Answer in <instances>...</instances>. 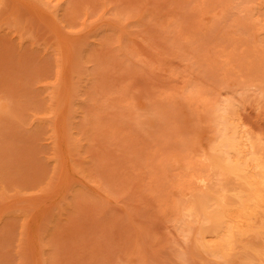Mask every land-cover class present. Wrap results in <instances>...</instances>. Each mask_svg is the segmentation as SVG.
<instances>
[{
  "label": "rangeland",
  "instance_id": "obj_1",
  "mask_svg": "<svg viewBox=\"0 0 264 264\" xmlns=\"http://www.w3.org/2000/svg\"><path fill=\"white\" fill-rule=\"evenodd\" d=\"M225 127L264 174V0H0V264H264Z\"/></svg>",
  "mask_w": 264,
  "mask_h": 264
},
{
  "label": "bare ground",
  "instance_id": "obj_2",
  "mask_svg": "<svg viewBox=\"0 0 264 264\" xmlns=\"http://www.w3.org/2000/svg\"><path fill=\"white\" fill-rule=\"evenodd\" d=\"M244 140L241 138V136H239V135H236V129L235 128H232V129H229L228 127H225L224 129H222L220 132H219V138H218V140H217V143H216V146H215V153L213 154V156H212V160H213V162L214 163H216L217 165H219V167L221 168V170L222 171H227V172H229V171H233V170H237L238 172H240V175H241V177L243 178L242 180H241V184H242V186L240 187V190H241V198L239 199L241 202H238V204H240V205H242L241 203H243V205H242V207L244 206L245 207V205H244V202H245V200H249V199H251L250 197L252 196V197H257V195H258V198H259V195H260V193H262V191L260 192V193H258V190H259V188H256V183H258V185H259V182H258V179L257 178H259V180L260 179H264V178H262V175H263V177H264V174H262V175H260L259 177H257V175L259 174H257L256 175V172H252L251 171V169L249 168V164L247 163V160L245 159V158H243L244 156L242 155V152L244 151V149H245V147L243 146L244 145ZM246 145V144H245ZM248 149H251V148H249V146H248ZM251 150H249V152H250ZM253 151V150H252ZM251 151V152H252ZM250 152V153H251ZM254 153H255V150L253 151ZM246 153V152H245ZM253 154V153H252ZM254 155V154H253ZM252 155V156H253ZM256 156H258V155H255V156H253V160H255V164H254V161H253V164H254V166H256V165H262V164H260V163H262V162H260L259 160H257L258 158H256ZM252 164V165H253ZM251 165V166H252ZM258 167V166H257ZM260 167H262V166H260ZM258 169V168H257ZM256 169V170H257ZM263 170H264V168H263ZM264 172V171H263ZM239 175V174H238ZM239 175V176H240ZM262 181V180H261ZM263 182V181H262ZM262 189V188H261ZM260 189V190H261ZM239 190V191H240ZM242 190H245V195H246V197H247V199H246V197L243 195L242 196V193L244 194V191L242 192ZM259 190V191H260ZM246 192H247V194H246ZM249 193V194H248ZM239 195V194H238ZM248 195L250 196L249 198H248ZM263 195V194H262ZM245 197V198H244ZM260 197H261V195H260ZM244 198V199H243ZM219 199H221V197L219 198ZM218 199V200H219ZM238 200V201H239ZM221 200H219L218 201V204H219V202H220ZM224 201V200H223ZM249 201H253V200H249ZM206 202V201H205ZM222 203V202H221ZM226 203V202H225ZM249 202H247V205H249L248 204ZM208 204V203H207ZM220 205V204H219ZM226 205L227 204H223V205H220L221 207L220 208H217L214 212V215L212 214H210V215H208V217H210V216H212L213 217V219L214 220H216L217 221V224H219L218 226L219 227H224L225 228V232L227 233L226 235H228L229 233H231V230H229L230 229V227L229 228H227V225H225V223H226V220L225 219H223V217H224V210H225V208L227 209L228 207H226ZM246 205V206H247ZM199 206L201 207L202 206V204L200 205L199 204ZM223 206H225L224 208H223ZM206 207V206H205ZM249 207V206H248ZM202 208V210H204L203 209V207H201ZM207 208V207H206ZM224 209V210H223ZM243 209V208H242ZM206 210V209H205ZM204 210V211H205ZM212 217H210V218H212ZM212 219V220H213ZM225 220V221H224ZM215 221V222H216ZM224 221V222H223ZM216 224V225H217ZM233 227V226H232ZM226 228H227V230H226ZM233 233V232H232ZM229 235H231V234H229ZM232 238V237H231ZM229 240L231 241L232 239H230L229 238ZM229 240H228V242H229ZM217 245V244H216ZM219 247H220V245H218ZM211 248V247H210ZM214 248V247H213ZM221 252V251H220ZM215 253H216V251H215ZM219 253V252H218Z\"/></svg>",
  "mask_w": 264,
  "mask_h": 264
}]
</instances>
